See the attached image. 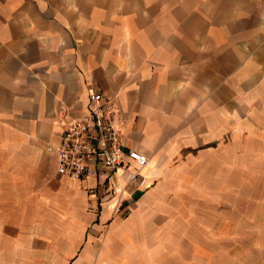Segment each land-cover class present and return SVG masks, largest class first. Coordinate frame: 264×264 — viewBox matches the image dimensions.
<instances>
[{"label": "crops", "instance_id": "0c3cea01", "mask_svg": "<svg viewBox=\"0 0 264 264\" xmlns=\"http://www.w3.org/2000/svg\"><path fill=\"white\" fill-rule=\"evenodd\" d=\"M263 89L264 0H0V197L53 156L52 176L37 174L44 193L81 213L66 264L108 260L116 240L155 242L186 180L264 161L261 132L238 138L253 131L239 104ZM97 91L118 103L122 150L148 157L144 188L116 192L127 175L105 179L94 162L79 180L56 174L53 147Z\"/></svg>", "mask_w": 264, "mask_h": 264}, {"label": "rangeland", "instance_id": "374dc122", "mask_svg": "<svg viewBox=\"0 0 264 264\" xmlns=\"http://www.w3.org/2000/svg\"><path fill=\"white\" fill-rule=\"evenodd\" d=\"M239 105L238 121L253 131L238 138L264 135V89L260 98ZM253 145V151H264V146ZM256 159H238L236 176L230 179L186 180L182 193L169 196L173 211L163 217L165 233L155 242L126 246L116 240L109 248L114 257L98 264H264V161ZM53 161V156L44 157L37 174L45 180L51 177ZM37 174L12 180L13 195L0 197L12 199L10 210L0 204V220L8 221L3 228L7 238L0 241V264H66L69 240L74 241L76 233L82 236L77 226L81 213L44 193ZM101 192L94 199L100 200Z\"/></svg>", "mask_w": 264, "mask_h": 264}, {"label": "built area", "instance_id": "2783aa9c", "mask_svg": "<svg viewBox=\"0 0 264 264\" xmlns=\"http://www.w3.org/2000/svg\"><path fill=\"white\" fill-rule=\"evenodd\" d=\"M56 154V174L82 179L89 174L91 163H97L105 179L116 177L118 171L127 175L118 193L128 187L144 188L147 178L143 168L148 163L146 154L122 150L121 120L118 103L97 91L92 94L87 112L69 120L59 143L53 147Z\"/></svg>", "mask_w": 264, "mask_h": 264}]
</instances>
